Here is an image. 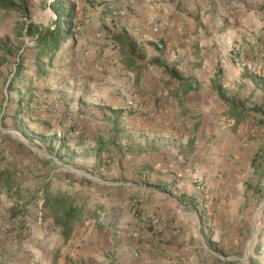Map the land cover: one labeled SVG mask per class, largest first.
I'll use <instances>...</instances> for the list:
<instances>
[{
    "label": "crops",
    "instance_id": "0c3cea01",
    "mask_svg": "<svg viewBox=\"0 0 264 264\" xmlns=\"http://www.w3.org/2000/svg\"><path fill=\"white\" fill-rule=\"evenodd\" d=\"M121 4L117 28L144 35L143 58H66L49 115L40 98L30 101L35 90L18 89L22 106L11 94L18 129L23 122L35 143L54 145L59 167L20 165L26 154L4 127L9 110L0 114V176L12 179L0 177V264H199L177 203L206 225L264 193V0ZM79 31L90 44V24ZM72 166L97 185L73 177ZM47 188L67 190L89 214L66 231L41 217ZM152 212L164 216L160 225L142 222Z\"/></svg>",
    "mask_w": 264,
    "mask_h": 264
},
{
    "label": "rangeland",
    "instance_id": "374dc122",
    "mask_svg": "<svg viewBox=\"0 0 264 264\" xmlns=\"http://www.w3.org/2000/svg\"><path fill=\"white\" fill-rule=\"evenodd\" d=\"M54 2L65 13L72 10L69 13L72 17L70 21L71 33L68 40L51 57L38 56V50L34 47V37L26 33V28L28 24L42 29L53 28L56 15L50 5ZM25 4L26 12L0 9V114H7L11 103V94L12 99L14 98V107L16 104L22 106L21 103L25 102L19 100L17 91L25 89L29 94V89L30 92L35 90L36 93V95L31 93L30 101L33 102L34 97L40 98L39 110H45V114L49 115L51 113L49 102H45V100H48L51 92L53 93L50 90L52 85L57 84L58 90H61L60 86L63 85L62 88L65 89L63 75L67 71L66 58H74L77 61L79 58L88 57L129 58L131 55V58H143L145 56V49L139 45L138 40L134 39L133 35H129L128 31L120 32L117 28L120 18L125 17L121 0H85V2L82 0H27ZM113 12H122V14L111 22L104 21V18L111 16ZM129 15L131 18L139 17L131 12ZM140 17L143 18L146 15ZM86 24H90V27L94 29V40L91 39L90 44L84 43V35H81V31H79ZM63 26L67 25L63 24ZM132 28L134 29V27ZM115 38H119V41ZM153 46L156 48L154 43ZM104 50L105 55H102ZM36 58H39V65L35 62ZM20 63L22 64L21 72L18 66ZM37 86L41 88L37 89ZM54 91L56 92L55 89ZM13 112L10 109L9 114L5 116L8 119H6L4 127L9 132L8 140L12 143L10 146L15 145L23 149L21 152L26 154L27 161L24 163L20 159L19 162L22 163L20 165L29 167L28 163L32 164V160H36L35 163L41 165L42 168L49 167L51 162L54 164L53 161L59 167L58 159L49 158L53 155L54 145L35 143L33 136H28L22 130L23 122H20L19 125L21 130L18 129L17 123L11 118ZM26 120L33 122L31 118H26ZM1 149L2 147H0V152ZM39 152L42 154L41 159L37 155ZM7 164L12 166L14 161L11 160V163ZM64 168L70 171L67 167ZM72 169L75 170V173L71 174L73 177L89 182L88 185H97L93 180L96 178L94 175L85 177L84 172L80 171L78 167L72 166ZM121 181L128 182L129 180ZM72 192L74 193L73 190ZM80 198L79 201H81ZM177 212L179 220L181 218L189 223V228L186 226L185 232L190 230L193 236L195 235L196 247L190 253L192 256L195 255L199 264H264V193L253 196L249 206L225 208V211L220 212L218 216L212 219L207 217L209 223L206 225L203 224L196 212L183 207L179 202L177 203ZM258 212L259 219L257 221ZM184 213H187L191 218ZM147 215H154L160 220H164V216L160 212H152ZM199 226L203 228V234L199 231ZM182 230L179 228V231ZM177 235L179 234L177 233ZM191 242L193 241L191 240Z\"/></svg>",
    "mask_w": 264,
    "mask_h": 264
},
{
    "label": "trees",
    "instance_id": "16d2710c",
    "mask_svg": "<svg viewBox=\"0 0 264 264\" xmlns=\"http://www.w3.org/2000/svg\"><path fill=\"white\" fill-rule=\"evenodd\" d=\"M27 0H0L1 10H20L26 12V2ZM51 10L56 15V20L53 28L42 29L33 24H28L26 28V33L29 36L34 37V47L38 50V56H48L51 57L53 53L58 51L63 43L68 40V36L71 33V16L68 12H63L59 8V5L55 2L50 5ZM62 15H61V14ZM63 24L67 26L64 27ZM119 41V38H115ZM37 65L40 64L39 58L35 59ZM21 63L18 64L19 71L21 72ZM2 177V176H0ZM4 183L11 184L12 179L9 175L2 177ZM40 197V216L44 217L45 214L52 215L57 226L63 228L65 231L69 230L73 221L79 219L80 216H85L89 214L86 210V204L83 202L78 203L72 195L67 192V190H62L58 188L57 190H50L47 188L43 190Z\"/></svg>",
    "mask_w": 264,
    "mask_h": 264
},
{
    "label": "built area",
    "instance_id": "2783aa9c",
    "mask_svg": "<svg viewBox=\"0 0 264 264\" xmlns=\"http://www.w3.org/2000/svg\"><path fill=\"white\" fill-rule=\"evenodd\" d=\"M122 14V12H113L111 14V16H106L104 18V21L106 22H111L112 20H115L116 18H119L120 15ZM144 37V35L142 33H138L136 32V36L135 38L137 40H141ZM154 45L158 48V49H163V44H162V40L161 39H155L153 41ZM235 63L239 65V67L241 69H248L251 70L252 66L246 62H243L242 60L237 59L236 57L234 58ZM142 222L146 225H150V226H157L160 225L162 223V220H160V218H158L157 216L154 215H147V216H143L142 217Z\"/></svg>",
    "mask_w": 264,
    "mask_h": 264
},
{
    "label": "bare ground",
    "instance_id": "6f19581e",
    "mask_svg": "<svg viewBox=\"0 0 264 264\" xmlns=\"http://www.w3.org/2000/svg\"><path fill=\"white\" fill-rule=\"evenodd\" d=\"M258 219H259V212L256 215V220L258 221ZM257 224H258V222H257Z\"/></svg>",
    "mask_w": 264,
    "mask_h": 264
}]
</instances>
